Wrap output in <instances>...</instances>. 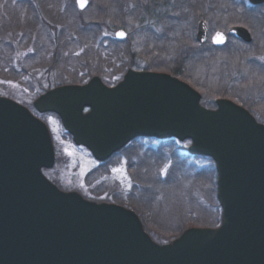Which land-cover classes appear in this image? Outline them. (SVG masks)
<instances>
[{
  "label": "water",
  "instance_id": "1",
  "mask_svg": "<svg viewBox=\"0 0 264 264\" xmlns=\"http://www.w3.org/2000/svg\"><path fill=\"white\" fill-rule=\"evenodd\" d=\"M75 5L81 12L88 1ZM119 32L125 33L119 29L114 38L123 40L126 33ZM226 35L252 41L243 27ZM195 40H207L204 21ZM225 42L211 39L216 47ZM199 101V93L174 76L128 69L113 86L94 76L47 90L32 103L41 115L55 114L73 144L97 162L136 138L189 140V155L212 159L219 225L188 228L158 244L132 210L52 184L42 173L55 159L47 126L0 97V264H264V125L228 99H217L214 109Z\"/></svg>",
  "mask_w": 264,
  "mask_h": 264
},
{
  "label": "rangeland",
  "instance_id": "2",
  "mask_svg": "<svg viewBox=\"0 0 264 264\" xmlns=\"http://www.w3.org/2000/svg\"><path fill=\"white\" fill-rule=\"evenodd\" d=\"M87 1V8L79 13L75 6V0H57L59 3L58 8L64 15L71 16L70 20L75 18L80 19L83 23L85 22L84 24L95 25L99 30L98 39L101 43L111 46L112 40L118 41L120 53L118 58L123 59L120 61L123 62L122 65H126L128 62L127 49H125L127 45L129 53L133 57L132 62L135 64L133 69L135 70L144 68L146 65L144 63L147 61L146 56H150L152 60L155 59L154 62L158 66L175 65V62L181 59V56L177 57L178 52H180L184 59H187V61L180 64L184 74L188 76L186 83L195 86L198 91L194 89L199 94H203V99L207 102L211 100L215 102L220 98L228 100L235 98L233 101H237L245 95L246 101L253 103V100H249V95L246 96L249 91L248 87L253 86V77L264 83V9H251L245 0H107V4L99 3V5H96L98 3H96V0ZM159 1L162 2L160 3L162 4V6L160 5L162 10L158 5ZM163 5L166 6L165 13ZM119 9L122 11L121 16ZM210 11L211 15L208 14ZM97 13H100L101 16L97 17ZM194 17L204 18L207 21L208 39L203 43V49L198 48L197 50L191 43L192 38L195 40V24L198 20L196 18L195 20ZM189 23H192V25ZM234 25L243 26L249 31L253 39L252 43L242 42L241 45V41L238 43L239 41L236 42L233 38L227 39L221 47H216L211 43V37L215 32L225 33L230 26ZM119 29L126 33L123 40L114 38L115 31ZM168 39L175 40L177 50L174 53V61L166 56L163 49ZM124 43H127V45ZM188 58H194V61H199V64H190ZM216 58H218V62H215L217 65L213 64ZM222 59L225 66L228 64L226 70L219 69L223 62ZM79 61L80 59L77 60V62ZM120 62L116 63V66H120ZM242 66L248 67L247 70L243 69L244 72L240 73ZM104 70L106 69L104 68ZM64 74L65 72L63 74L55 72L45 77L39 75L34 82H46L45 86L49 85L50 88L56 87L58 83H63L62 85L69 84ZM221 76L224 78L220 79ZM111 81H114V77ZM220 91H225L227 96L226 94H224L225 97L219 96L223 94ZM249 94L251 97L253 96L251 93ZM37 95L38 92L29 91L18 82H3L0 80V97L12 99L25 106L47 126L55 159L51 171L46 169L43 175L62 191L77 192L85 199L86 197H93L91 191L101 192L99 197H96L98 199H106L111 193L116 195L125 194L131 189V180L126 165L127 156H133L135 153L140 155L148 150L155 151L159 155L157 163L161 167H159L160 177L164 178L168 169V162L164 159H167L169 152L175 148H177L180 159L185 161L186 169H189L187 166H190L191 174L194 171L210 172L207 181L212 182L213 167L207 159L184 158L189 145L188 142H178L176 140L159 142L158 140L145 138L128 145L122 152L113 155L111 160L105 162V164L98 163L85 148H78L73 144L55 115H49V113L41 115L34 111L32 102L38 97ZM229 96L230 98H228ZM113 169H120L121 171H113ZM188 182L190 181L183 183L185 187H182L181 190L186 193L191 191L193 192L192 196L195 197L194 191L196 192L198 187L192 186V188L187 189ZM208 186L203 184L200 188L204 191L203 196H206V201L209 199V195L206 194L210 193L211 198L214 197V193ZM184 198L185 196H182L180 200L181 202L183 200V204L184 201L187 202ZM190 201L197 202L194 199ZM199 201H201L199 203L202 209L208 212L211 210L208 201L206 202L204 199ZM185 205L189 206V203ZM212 208L213 211L216 210L214 209L215 206ZM155 210L154 213H148L152 220L156 217L157 221L160 222L161 215ZM192 227L198 226H190V228Z\"/></svg>",
  "mask_w": 264,
  "mask_h": 264
},
{
  "label": "trees",
  "instance_id": "3",
  "mask_svg": "<svg viewBox=\"0 0 264 264\" xmlns=\"http://www.w3.org/2000/svg\"><path fill=\"white\" fill-rule=\"evenodd\" d=\"M107 2V0H96V5H99V3L107 4ZM58 6L57 0H0L1 81L18 82L25 89L38 92L37 96H39L51 87L49 85L45 86L46 82H34L39 75L45 77L55 72L62 74L65 72L64 75L67 77L69 84L78 85L87 82L93 76H97L105 85L111 86L121 80L127 69L135 66L127 43L124 44L127 45L125 49H127L128 62L126 65H122L123 62L120 61L123 59L118 58V55H120L118 41L112 40L111 46L104 45L98 39L99 30L95 25L84 24L85 22L83 23L80 19L75 18L70 20L71 16L64 15ZM118 11H120L121 16V9ZM100 16V13H97V17ZM168 40L163 49L166 52V56L174 61V53L177 50L175 40ZM234 41L237 42L239 40L235 39ZM191 43L197 50L198 48H204L203 45H198L193 38ZM240 44L242 45L243 43L241 42ZM211 48L214 50L213 47ZM215 50L218 51L216 48ZM179 56H181V59L171 66H158L154 62L155 59L152 60L150 56H146L147 61L144 63L146 65L141 70L164 72L186 82L188 81V76L184 74L180 64L183 61H187V59H184L180 52L177 54V57ZM78 59H80L79 62H77ZM188 59L190 64H199V61H194V58ZM119 62L121 65L116 66V63ZM215 62H218V58L213 61V64ZM247 67L242 66L240 73L244 72L243 69L247 70ZM226 68H228V64L225 66L223 60L219 69L226 70ZM113 77L114 81H111ZM223 78V76L220 77V79ZM253 79L252 89L248 87L249 91L246 95H249L248 98L253 100V103L247 102L245 95L241 99H237V101H233L235 98L232 100L230 96L228 98L241 104L254 116L257 122L264 125V83L255 79V77ZM62 84L58 83L56 86ZM190 86L198 91L191 83ZM220 92H223V94L219 96L225 97L224 94L227 96L225 91ZM249 93L255 97L252 96V98ZM200 95V104L203 107L208 109L215 108L212 100L207 102L203 99V94L200 93ZM141 139L145 138H136L124 148L137 143ZM162 141L172 142L174 139L170 138ZM158 157L159 155L155 151L149 150L140 155L135 153L133 156H127L126 165L131 180V189L125 194L121 193V195L111 193L106 199L96 198L99 197L101 192L91 191L93 197H86V199L98 203L113 202L133 210L140 219L144 231L158 244L171 242L192 225L199 228L218 226L221 210L216 198V171L211 158L192 156L187 151L184 155V158L207 159L209 161L213 167L212 182L209 183L207 180L210 172L194 171L191 174L190 166H187L189 169H186L185 161L180 159L177 154V148L172 149L169 152V157L164 159V161L168 162V169L164 178H161V167L157 163ZM187 181H190L187 189L192 188V186L198 187V190L194 191L195 197L192 196L193 192L188 191L186 193L181 190L185 187L183 183ZM203 184L204 186L209 185L208 188L214 193L213 198H211L210 193L206 195H209L207 201L209 206H211V210L215 206V211L209 210L208 212L200 206L199 202L201 201L199 200L204 199L206 201L207 199L205 195L203 196L204 191L200 190ZM182 196H185L184 199L187 201H184V204L183 200L182 202L180 201ZM192 199L197 200V202H189ZM188 203L189 206H186L185 204ZM155 209L161 215L160 222L157 221L156 217L152 220L149 215L150 212L154 213Z\"/></svg>",
  "mask_w": 264,
  "mask_h": 264
},
{
  "label": "flooded vegetation",
  "instance_id": "4",
  "mask_svg": "<svg viewBox=\"0 0 264 264\" xmlns=\"http://www.w3.org/2000/svg\"><path fill=\"white\" fill-rule=\"evenodd\" d=\"M157 1H158V0H157ZM245 2L249 5V8H251V9H254V10H256V9H264V4L252 5V4H250L247 0H245ZM154 3H158V2H154ZM160 3H162V2L159 1V4H158L159 7H160V5L162 6V4H160ZM158 5H157V6H158ZM154 6H156V5H154ZM165 7H166V6L163 5L164 13H165V11H166V10H165ZM160 10H162L161 7H160ZM164 13H163V14H164ZM210 13H211V11H210L208 14L211 15ZM197 15H198V11H197ZM197 15H196V16H197ZM198 16H199V15H198ZM195 18L198 19V20L196 21L195 27H197V24H198L199 21H204L205 24L207 23V21L204 20V18H203V19H200V18L194 17V19H195ZM194 19H193V20H194ZM196 19H195V20H196ZM195 20H194V21H195ZM157 21H159V20H157ZM159 22H160V21H159ZM192 23H193V22H192ZM192 23H189V24L192 25ZM234 26L243 27V26H240V25H234ZM234 26H230V27H234ZM206 27H207V24H206ZM243 28H244V27H243ZM248 32H249V31H248ZM249 33H250V32H249ZM230 38H233V37H227V39H230ZM207 39H208V30H207ZM233 39H235V38H233ZM140 71H145V70H141V69H140ZM44 170H46V169H43V173H44Z\"/></svg>",
  "mask_w": 264,
  "mask_h": 264
},
{
  "label": "snow or ice",
  "instance_id": "5",
  "mask_svg": "<svg viewBox=\"0 0 264 264\" xmlns=\"http://www.w3.org/2000/svg\"><path fill=\"white\" fill-rule=\"evenodd\" d=\"M78 3L81 7L85 6L86 0H78ZM118 36L123 37L125 33L119 32L117 33ZM213 43L222 44L225 42V36L221 32H216L214 36L211 37ZM113 171H121L120 169H113Z\"/></svg>",
  "mask_w": 264,
  "mask_h": 264
}]
</instances>
